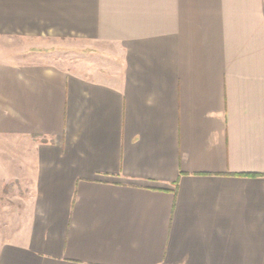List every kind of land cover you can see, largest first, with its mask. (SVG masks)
<instances>
[{"label":"crops","instance_id":"0c3cea01","mask_svg":"<svg viewBox=\"0 0 264 264\" xmlns=\"http://www.w3.org/2000/svg\"><path fill=\"white\" fill-rule=\"evenodd\" d=\"M0 194V264H264V0H0Z\"/></svg>","mask_w":264,"mask_h":264},{"label":"rangeland","instance_id":"374dc122","mask_svg":"<svg viewBox=\"0 0 264 264\" xmlns=\"http://www.w3.org/2000/svg\"><path fill=\"white\" fill-rule=\"evenodd\" d=\"M75 43L70 42V41H65L62 42L60 46H57V48L54 49H48L46 52L49 53L47 59L49 61L58 63L60 65H69L73 62H78L80 61L81 63H86L87 60V53L89 50H86L84 48H79L74 45ZM9 188V187H8ZM13 188V186H12ZM12 190L10 188L9 192L6 191V193H11ZM13 196V195H12ZM0 197L2 198L0 200V205L2 207H5L6 204L8 206V211H6L7 214H1L4 213L5 211H2L0 209V238L5 234V230L8 227V224L10 223L11 219L12 220H17V215L16 213L21 209V201H10L5 202L3 195L0 194ZM10 203V204H9ZM12 205V211H10L9 207ZM1 208V207H0ZM10 212L11 215L10 216Z\"/></svg>","mask_w":264,"mask_h":264}]
</instances>
